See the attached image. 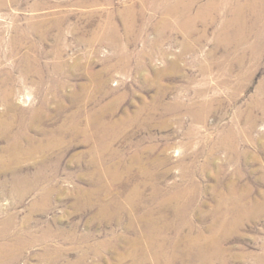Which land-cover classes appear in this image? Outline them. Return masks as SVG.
Here are the masks:
<instances>
[{"label":"rangeland","instance_id":"374dc122","mask_svg":"<svg viewBox=\"0 0 264 264\" xmlns=\"http://www.w3.org/2000/svg\"><path fill=\"white\" fill-rule=\"evenodd\" d=\"M0 264H264V0H0Z\"/></svg>","mask_w":264,"mask_h":264}]
</instances>
